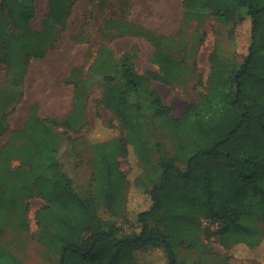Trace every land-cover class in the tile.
Wrapping results in <instances>:
<instances>
[{
  "label": "trees",
  "instance_id": "obj_1",
  "mask_svg": "<svg viewBox=\"0 0 264 264\" xmlns=\"http://www.w3.org/2000/svg\"><path fill=\"white\" fill-rule=\"evenodd\" d=\"M75 1L49 0L43 28L35 32L30 26L33 0H1L0 65L15 84L22 81L30 59L44 58L54 48ZM180 15L181 28L193 25L194 32H202L209 20L231 24L230 36L244 21L250 24L248 53L235 63L236 71L231 73L229 59L214 50L206 92L180 117L171 115L155 91L146 92L144 77L127 54L114 74L102 78L99 104L120 126L108 141L70 133L83 122V93L78 87L73 109L64 119L38 117L33 106L21 127L10 130L6 116L0 117V136L9 134L0 149V213L25 218L28 200L42 199L45 204L36 213L38 242L57 256L58 264H139L150 248L162 254L160 264H181L174 248L203 220L216 223L219 235L264 263V0H181ZM87 35L79 28L73 39L81 42ZM98 35L109 40L146 39L160 70L150 75L165 84L189 69L186 60L162 50L163 35L141 25L102 18ZM142 93L148 95L155 117L178 138L183 171L168 159L152 161L141 108L132 103V97ZM130 151L143 167L133 182L135 191L145 195L149 205L136 213L132 233L123 234L103 221L99 210L119 209L126 218L129 180L118 157L127 158ZM27 228L25 221L18 224V229ZM16 234L0 228V264H25L18 244L5 239L18 242ZM146 259L143 263L150 264Z\"/></svg>",
  "mask_w": 264,
  "mask_h": 264
},
{
  "label": "rangeland",
  "instance_id": "obj_2",
  "mask_svg": "<svg viewBox=\"0 0 264 264\" xmlns=\"http://www.w3.org/2000/svg\"><path fill=\"white\" fill-rule=\"evenodd\" d=\"M33 1L35 15L30 26L39 32L43 28L49 0ZM100 4L101 0L75 1L54 48L49 49L44 58L30 59L20 83L15 84L8 69L0 65V117L6 116L10 130L21 127L33 106L37 107L38 117L64 119L73 109L75 88L78 87L83 93V122L70 133L74 136L89 135L95 141H108L118 135L120 126L111 112L99 104L102 78L118 70L124 54L128 55L134 70L144 77L146 92L155 91L162 104L170 108L171 115L180 117L191 102L206 92L211 73L209 55L214 50L219 56L229 59L231 73L236 71L235 63L241 62L248 53V20L230 36L231 24L223 26L212 20L206 23L202 32H194L193 25L183 30L181 0H105L102 11L98 10ZM102 18L123 19L163 35L166 40L162 50L174 58L186 60L189 69L181 71L170 84L152 78L151 73L160 74L152 61L155 51L152 44L141 37L123 36L114 40L100 37L98 30L102 27ZM79 28L88 34L81 42L73 39ZM132 103L141 108L139 114L143 119L145 139L153 149L152 161L168 159L183 171L185 163L177 152L178 138L155 117L148 95L133 96ZM8 137V133L0 136V149ZM79 152L84 158L87 156L82 147ZM118 161L120 170L129 180L123 213H126V218L119 209L108 208H101L99 216L103 221L114 224L123 234H130L136 213L149 205L148 198L135 191L133 185L143 167L132 151L127 158L119 156ZM88 172L83 168L84 175ZM44 204L42 199L33 196L28 200L25 218L0 213V228L5 233L13 231L20 234L14 236L18 242H13L15 239L11 237L5 239L18 244V256L25 264H58L57 256L38 242L40 228L36 213ZM22 221L28 225L26 231L18 229ZM219 229L216 223L206 220L188 229L174 248L178 261L181 264H264L259 261L260 256H247L245 247L235 246L229 238L219 235ZM146 255L147 259L141 258L139 264H144L145 259L150 264L163 261L158 250L150 248Z\"/></svg>",
  "mask_w": 264,
  "mask_h": 264
},
{
  "label": "crops",
  "instance_id": "obj_3",
  "mask_svg": "<svg viewBox=\"0 0 264 264\" xmlns=\"http://www.w3.org/2000/svg\"><path fill=\"white\" fill-rule=\"evenodd\" d=\"M7 248L11 251H13V248L11 246H7Z\"/></svg>",
  "mask_w": 264,
  "mask_h": 264
},
{
  "label": "bare ground",
  "instance_id": "obj_4",
  "mask_svg": "<svg viewBox=\"0 0 264 264\" xmlns=\"http://www.w3.org/2000/svg\"><path fill=\"white\" fill-rule=\"evenodd\" d=\"M164 7V6H163ZM163 9V8H162ZM173 11V10H172ZM172 15V14H171ZM166 16V15H165ZM156 20V19H155ZM163 21V20H162ZM168 24V23H167ZM168 26V25H167ZM52 110V109H51Z\"/></svg>",
  "mask_w": 264,
  "mask_h": 264
}]
</instances>
